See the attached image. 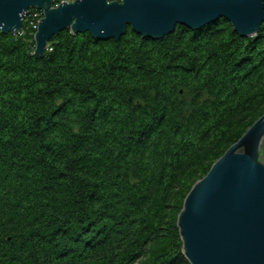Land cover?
<instances>
[{
    "label": "trees",
    "instance_id": "obj_1",
    "mask_svg": "<svg viewBox=\"0 0 264 264\" xmlns=\"http://www.w3.org/2000/svg\"><path fill=\"white\" fill-rule=\"evenodd\" d=\"M29 31L0 32V264H134L161 239L153 264H188L183 199L264 113V23L66 29L41 56Z\"/></svg>",
    "mask_w": 264,
    "mask_h": 264
},
{
    "label": "water",
    "instance_id": "obj_2",
    "mask_svg": "<svg viewBox=\"0 0 264 264\" xmlns=\"http://www.w3.org/2000/svg\"><path fill=\"white\" fill-rule=\"evenodd\" d=\"M29 10L42 14L33 35L40 56L66 29L117 42L127 27L158 40L224 19L250 37L264 22V0H0V32L18 34ZM176 228L188 264H264V114L191 186Z\"/></svg>",
    "mask_w": 264,
    "mask_h": 264
},
{
    "label": "rangeland",
    "instance_id": "obj_3",
    "mask_svg": "<svg viewBox=\"0 0 264 264\" xmlns=\"http://www.w3.org/2000/svg\"><path fill=\"white\" fill-rule=\"evenodd\" d=\"M54 1V6L55 5H58L60 2L64 1V0H53ZM67 3H70V2H73L74 0H65ZM112 1H117V0H112ZM59 2V3H58ZM110 2V1H109ZM28 14L26 13L22 20H23V27L22 29L20 30V32L23 34V33H31L29 31V26H28ZM38 20L41 19V16L40 17H37ZM25 23V24H24ZM264 23V22H263ZM17 35V34H16ZM264 114V113H263ZM262 114V115H263ZM256 121V120H255ZM254 121V122H255ZM253 122V123H254ZM246 132V131H245ZM164 234V233H162ZM169 244L168 240H164V239H161L159 240V242L154 245V246H147L146 247V252H147V255L144 256V257H140V259H138V261H136L134 264H153V261H154V256L157 255L160 250L164 249L165 247H167V245Z\"/></svg>",
    "mask_w": 264,
    "mask_h": 264
},
{
    "label": "built area",
    "instance_id": "obj_4",
    "mask_svg": "<svg viewBox=\"0 0 264 264\" xmlns=\"http://www.w3.org/2000/svg\"><path fill=\"white\" fill-rule=\"evenodd\" d=\"M63 3L64 2H66L65 0L64 1H62ZM62 2H60V3H62ZM67 3V2H66ZM35 18V17H34ZM36 19V18H35ZM38 19H36V22L35 23H33V21H28V26H29V30H31V31H33V28H34V26H36V23H38ZM18 35H22V33L21 32H19L18 33Z\"/></svg>",
    "mask_w": 264,
    "mask_h": 264
},
{
    "label": "bare ground",
    "instance_id": "obj_5",
    "mask_svg": "<svg viewBox=\"0 0 264 264\" xmlns=\"http://www.w3.org/2000/svg\"><path fill=\"white\" fill-rule=\"evenodd\" d=\"M55 6H56V5H55ZM36 11H37V10H36ZM37 12H39V11H37ZM27 14H28V16H29L28 21H31L29 11L27 12ZM40 16L42 17L41 12H40ZM40 16H39V14H37V13L34 14V17H35L36 19H37V17H40ZM37 26H38V23H36V26H34V28H33V31H34V32L36 31Z\"/></svg>",
    "mask_w": 264,
    "mask_h": 264
}]
</instances>
